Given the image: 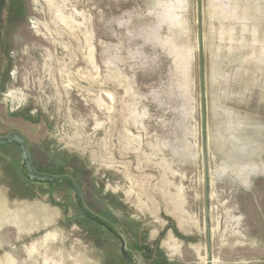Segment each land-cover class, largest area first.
<instances>
[{
    "label": "rangeland",
    "instance_id": "rangeland-1",
    "mask_svg": "<svg viewBox=\"0 0 264 264\" xmlns=\"http://www.w3.org/2000/svg\"><path fill=\"white\" fill-rule=\"evenodd\" d=\"M201 74L211 264H264V0H0V136L79 190L0 147V264H206Z\"/></svg>",
    "mask_w": 264,
    "mask_h": 264
},
{
    "label": "water",
    "instance_id": "water-1",
    "mask_svg": "<svg viewBox=\"0 0 264 264\" xmlns=\"http://www.w3.org/2000/svg\"><path fill=\"white\" fill-rule=\"evenodd\" d=\"M198 51L199 56L202 54V40H201V33L200 30L198 31ZM200 98H201V129H202V137H201V152H202V163H203V170H204V228L207 235L206 241V251H207V262L206 264H211V246H210V225H209V193L208 188L210 185L209 182V169H208V154H207V147H206V135H205V112H204V83H203V76H200ZM7 144H17L21 150V154L23 157L24 168L27 175V178L30 181H36L38 183H52V182H61L64 179V176H51L47 174H39L36 173L35 170L32 168L29 153L25 142L20 137L19 134L14 133L6 138L0 139V145H7ZM70 186L73 188L75 195H79L78 188L74 185V183L70 182ZM79 202V201H78ZM80 203V202H79ZM82 208V213L84 215L90 216L92 219L96 221H100L96 216L91 215L87 212L84 207ZM127 254H125L126 256Z\"/></svg>",
    "mask_w": 264,
    "mask_h": 264
},
{
    "label": "flooded vegetation",
    "instance_id": "flooded-vegetation-1",
    "mask_svg": "<svg viewBox=\"0 0 264 264\" xmlns=\"http://www.w3.org/2000/svg\"><path fill=\"white\" fill-rule=\"evenodd\" d=\"M15 133V132H14ZM14 133H10L8 136H10V135H12V134H14ZM8 136H6V137H8ZM5 136L4 137H1L0 136V139H3V138H6ZM25 145L27 146V143H26V141H25ZM6 146H14L15 148H18V150H19V152H20V155H21V158H22V154H21V150H20V148H19V146L17 145V144H7V145H0V147H6ZM28 147V146H27ZM27 149H29V148H27ZM30 156V155H29ZM31 158V157H30ZM30 162H31V165H32V168L35 170V172L36 173H38L37 172V170H36V168H35V165L32 163V160L30 159ZM22 166H23V173L24 174H26V172H25V168H24V162H23V160H22ZM40 174V173H39ZM51 176H53V175H51ZM59 176H64V175H59ZM72 178V177H71ZM73 179V178H72ZM67 182V183H66ZM70 182L71 181H69L68 180V178H64L61 182H52L50 185H54V184H64V185H66L68 188H71L72 190H73V188L70 186ZM75 183V182H74Z\"/></svg>",
    "mask_w": 264,
    "mask_h": 264
},
{
    "label": "bare ground",
    "instance_id": "bare-ground-1",
    "mask_svg": "<svg viewBox=\"0 0 264 264\" xmlns=\"http://www.w3.org/2000/svg\"><path fill=\"white\" fill-rule=\"evenodd\" d=\"M21 35V34H20ZM22 37V36H21ZM21 44H22V42H21ZM36 89V88H35Z\"/></svg>",
    "mask_w": 264,
    "mask_h": 264
}]
</instances>
